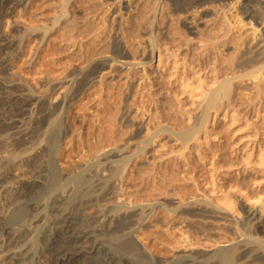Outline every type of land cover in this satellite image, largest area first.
<instances>
[{
  "label": "rangeland",
  "instance_id": "obj_1",
  "mask_svg": "<svg viewBox=\"0 0 264 264\" xmlns=\"http://www.w3.org/2000/svg\"><path fill=\"white\" fill-rule=\"evenodd\" d=\"M204 7L182 11L169 0H0V218L6 230L22 226L31 205L42 204L43 224L63 212L74 220L100 216L91 228L100 232L103 214L123 207L141 210L146 220L136 219L134 253L112 236L98 244L131 264L208 254L230 239L244 241L254 227L264 243V58L255 48L264 45V27L246 26L238 5ZM222 85L209 112L208 96ZM54 132L60 135L55 149L47 142ZM121 149L126 157L141 153L119 169L100 165ZM81 172L98 201L81 209L58 203L54 210L47 201L59 194L60 181L72 190L66 177ZM114 172L115 193L103 198L99 180ZM16 191L27 196L23 205L13 202ZM200 205L217 218L205 222L184 212ZM177 207L182 210L174 213ZM249 212L258 215L251 224ZM33 230L22 242L30 245L14 247L7 264H51L55 242ZM88 250L81 249L80 264H101Z\"/></svg>",
  "mask_w": 264,
  "mask_h": 264
},
{
  "label": "bare ground",
  "instance_id": "obj_2",
  "mask_svg": "<svg viewBox=\"0 0 264 264\" xmlns=\"http://www.w3.org/2000/svg\"><path fill=\"white\" fill-rule=\"evenodd\" d=\"M166 1V0H165ZM171 2V4H173L176 8L181 9L182 11H191L198 7V6H205L204 8H207L208 5H216L217 7H220L223 10H226L227 7L229 6H236L238 5V15L241 16V20H243V18L249 20L248 23L246 24V26H250V27H255V26H261L264 27V24L262 23L263 20H261L260 15H262L264 13V0H169ZM235 1V2H234ZM197 9V8H196ZM180 10V11H181ZM200 10V9H199ZM115 12V11H114ZM196 12V11H195ZM198 13V12H197ZM243 17V18H242ZM264 17V16H263ZM259 29V28H258ZM198 30V29H197ZM255 30V29H254ZM261 30V29H260ZM263 30V28H262ZM264 33V32H263ZM261 34L259 32V36L261 37ZM263 37V35H262ZM261 37V38H262ZM261 41V40H260ZM263 42V41H261ZM259 47H255L258 48V56L261 58H264V45L262 43L258 44ZM246 54V53H245ZM256 54V53H255ZM254 56V55H253ZM256 57V56H255ZM258 57H256L257 59ZM259 59V58H258ZM264 60V59H263ZM260 62V61H257ZM264 62V61H263ZM261 63V62H260ZM264 64V63H263ZM260 65V64H259ZM92 71V70H91ZM92 73V72H91ZM90 73V76H92ZM94 75V74H93ZM89 76V75H88ZM87 77V75H86ZM85 77V78H86ZM85 81H87L85 79ZM88 82V81H87ZM82 85V84H80ZM80 87V86H79ZM82 89V88H81ZM79 89V90H81ZM225 89V85L220 86L219 89H217L215 92H213L210 96H208V104H207V109L209 112H211L215 105L218 103L219 98L221 96V94L223 93V90ZM222 92V93H221ZM79 93V92H78ZM76 95V94H75ZM74 96V95H71ZM77 96V95H76ZM31 98V97H30ZM70 99V98H69ZM71 99L74 100V98L71 97ZM27 100V99H26ZM28 101V100H27ZM70 101V100H68ZM72 101V100H71ZM31 102V101H29ZM33 103V102H32ZM68 103V102H67ZM29 103H27L28 105ZM31 105V104H30ZM60 106L62 104H59ZM28 107V106H27ZM31 107V106H29ZM45 108V107H44ZM59 108V107H57ZM66 108V107H65ZM60 111V110H59ZM46 112V111H45ZM53 112V111H52ZM55 112V111H54ZM48 113V112H47ZM42 114L44 115V113L42 112ZM210 115V114H209ZM48 116V115H47ZM51 116V115H50ZM45 117V118H44ZM53 117V116H52ZM61 117V116H60ZM43 121H46V116H43ZM63 118V117H62ZM42 119V118H41ZM40 119V120H41ZM51 119V118H50ZM49 119V120H50ZM209 119V116H208ZM48 120V121H49ZM61 120V118H60ZM210 120V119H209ZM208 120V121H209ZM63 121V120H62ZM61 121V122H62ZM208 121L206 122V124H208ZM60 122V123H61ZM41 123V121H40ZM45 123V122H43ZM41 123V124H43ZM55 123V122H53ZM14 125V124H13ZM34 125V124H33ZM207 126V125H205ZM204 126V127H205ZM209 126V125H208ZM13 127V126H12ZM16 127V126H15ZM63 127V125H62ZM207 128V127H206ZM15 129V128H14ZM63 130V129H62ZM205 130V129H204ZM15 131V130H14ZM65 131V130H64ZM206 131V130H205ZM51 132V131H50ZM22 133V132H21ZM25 133V131H24ZM46 133V132H45ZM56 133V132H54ZM199 133V132H198ZM197 133V134H198ZM26 134V133H25ZM33 135V134H32ZM16 136V135H15ZM23 136V135H22ZM60 136V135H59ZM58 136V133L56 134H52L49 139H48V144L53 147L54 149L58 146L59 142H60V138ZM20 136H18L19 138ZM21 138V137H20ZM23 138V137H22ZM16 139V138H15ZM182 139V138H181ZM19 141V139H17ZM199 140V139H198ZM22 141V140H21ZM20 142V141H19ZM151 143V142H150ZM154 143V142H152ZM46 145V143H45ZM130 145V144H129ZM201 145V144H200ZM49 146V147H50ZM24 147V146H23ZM46 147V146H45ZM149 147V143L145 144L143 146L142 150H146ZM26 149V148H25ZM49 149V148H48ZM46 150V149H45ZM22 152V151H21ZM39 153V152H38ZM132 153V152H131ZM141 153V152H140ZM139 152H133L131 154L130 157H126L123 154V150H114L109 152L104 158H103V162L104 163H100V165L102 166H110V168H114L117 167L119 169L120 166H125V164H128L129 162H131V159L135 156H137L138 154H140ZM27 155V154H26ZM124 157H123V156ZM129 155V154H128ZM127 155V156H128ZM14 156V155H13ZM28 156V155H27ZM47 156V155H46ZM264 157V156H263ZM40 158V157H39ZM13 159V158H12ZM16 159V158H15ZM31 159V158H29ZM36 159V158H35ZM35 159H33L32 161H34ZM50 159L53 158L50 157ZM102 159V158H101ZM263 160L261 162L264 161V158H262ZM27 160V159H26ZM36 161V160H35ZM34 161V162H35ZM29 163V162H28ZM38 163V161H37ZM99 163V162H98ZM264 163V162H263ZM33 165V162H32ZM263 165V164H262ZM39 168V167H38ZM116 168V169H117ZM44 169V168H42ZM108 169V168H107ZM106 169V170H107ZM117 169V170H118ZM123 169V167H122ZM41 170V169H40ZM94 170V169H93ZM110 170V169H109ZM113 170V169H112ZM46 171V170H45ZM122 170H119V172ZM112 172V171H111ZM110 172V173H111ZM41 173V172H40ZM45 173V172H44ZM43 173V174H44ZM47 173V172H46ZM117 173L118 172H114L112 174V177L109 180H104L103 179L99 180V183L97 186L103 185L104 186V191L101 194V197L103 198H107L110 197L112 194L115 193V187H111L112 186V182L114 181L113 179L117 178ZM71 174V173H70ZM73 174V173H72ZM119 174V173H118ZM90 175V174H89ZM121 175V174H120ZM45 176V175H44ZM72 176V177H71ZM86 174L83 172H81V174L76 175L75 177H73V175H69L67 178V180L69 181L70 184V189H68V185L66 187H63L61 185V181H60V188L61 190L59 191V194H56L55 196H53L51 199L49 198V202L51 205H53V208L56 207V205L58 203H62L64 202H69L71 205H75L78 206L80 209L83 207H90V204H92L94 201H98V196L97 197H93V195L91 194V183L89 181V179L85 178ZM88 177V176H87ZM105 177V175H104ZM40 178V176L38 177V179ZM45 178V177H44ZM41 179V178H40ZM65 180V179H64ZM66 180V181H67ZM0 181H2L0 179ZM29 181V180H28ZM119 181V180H118ZM56 182V181H55ZM24 183V182H23ZM29 183V182H28ZM32 183V181H31ZM96 184V182H94ZM118 183V182H117ZM3 184V183H0ZM26 184V183H25ZM21 185V184H20ZM23 185V184H22ZM72 185V187H71ZM89 185V186H88ZM95 186V187H97ZM19 187V186H18ZM25 187V186H24ZM101 187V186H100ZM99 187V188H100ZM118 187V186H117ZM2 188V187H1ZM32 188V186L27 187V195L30 191V189ZM8 189V188H7ZM11 190V189H10ZM14 190V189H13ZM5 191V190H4ZM12 191V190H11ZM18 191V190H17ZM14 194L13 196V202L15 204L23 205V200L26 199V195L23 193H17ZM93 191V190H92ZM23 192V191H22ZM97 192V191H96ZM99 192V191H98ZM3 193V192H2ZM91 194V195H90ZM12 195V194H11ZM96 195V194H95ZM12 197V196H11ZM31 197V196H30ZM100 197V198H101ZM102 198V200H103ZM109 199V198H108ZM248 199V198H247ZM101 200V199H100ZM101 200V201H102ZM27 201V200H26ZM30 203V201H28ZM46 202V203H47ZM12 203V202H10ZM48 203V204H49ZM14 204V205H15ZM68 204V206L70 205ZM96 204V203H95ZM198 204V203H197ZM228 204V203H227ZM227 204H224L226 211H231L230 214L234 215V210L231 206H228ZM60 205V204H59ZM194 205V204H193ZM12 206V205H10ZM16 206V205H15ZM25 206V205H24ZM27 206V205H26ZM30 206V205H29ZM34 206V205H33ZM31 205L32 208H30V210L28 211V216H26L25 221L23 220V225L19 226V228H13L11 230H6L5 229V220H3L2 218H0V229L3 231L2 236L0 238V253L2 254V256H0V264H7L8 261L10 259H12V251L15 250L14 247H16L17 245L23 244L22 242L25 240L24 238L27 237V234L30 230V228L32 227L35 231V233H39V238L41 240H45L46 239H53V241L55 242L53 244L52 241V246L53 250H51L50 252V263L51 264H80L81 260H82V252L81 249L83 248H87L91 251V254L94 255V257H99L101 264H131L127 261H125V259H123L121 256L112 253V248H111V252H108L107 250L110 248L107 247H103V248H107V249H103L99 246L98 244V238L100 237H107V236H112L114 237L116 240L122 242L121 245V250H123L126 253H131L134 251V243L135 240L132 236V232L135 229V222L137 221L136 219L140 218V220L142 222L146 221L145 218L143 219L142 214L144 213H140L139 210L137 212L136 211H130L129 210H124V208H115L112 212L113 214L109 216L107 214H103V216H105L104 218V223L101 224V228H100V232H94L91 228L93 225L96 226L98 221V218L100 216H96V217H86L83 216L82 214V218H78L77 220H74L70 214L68 213H59L58 215L56 214V212H54L57 216L52 219V220H48V223L45 222L44 224L41 223L40 220H42L43 218H41L40 216V210L43 209L42 204H37L35 207H33ZM97 206V205H96ZM99 206V205H98ZM102 206V205H101ZM162 206V205H161ZM184 206V205H183ZM182 206V208H183ZM191 206V205H190ZM13 207V206H12ZM62 207V206H60ZM88 207V208H89ZM167 207V206H166ZM188 207V206H186ZM20 208V207H19ZM27 208V207H26ZM58 208V205H57ZM67 208V207H66ZM74 208V207H73ZM72 208V209H73ZM92 208V207H91ZM94 208V207H93ZM103 208V207H101ZM146 208V207H145ZM157 208V207H156ZM218 208V207H217ZM15 209V208H14ZM45 209V208H44ZM50 209V207H49ZM60 209V208H59ZM65 209V207H64ZM63 208L61 210H64ZM77 209V208H76ZM97 210V208H95ZM106 209V208H105ZM144 209V208H143ZM181 207H177L175 210H173L174 213H177L178 210H180ZM224 209V208H223ZM16 210V209H15ZM14 210V211H15ZM25 210V209H24ZM47 210V209H46ZM56 210V208L54 209ZM69 210V209H68ZM95 210V211H96ZM104 210V208H103ZM147 210V208H146ZM152 210V209H150ZM171 210V209H170ZM182 210V209H181ZM189 210L192 211V214L194 216H197L198 219H202L205 222H208L207 220L210 219H215L217 218L216 213L211 211L212 209H210V207H204L203 205L199 206V207H189L186 208V210L184 212H188ZM217 210V209H216ZM221 210L220 208L217 210L219 211ZM50 211V210H48ZM67 211V210H66ZM71 211V210H70ZM74 212L76 210H73ZM83 211V209H82ZM95 211L94 214H95ZM99 212V215L101 212H103L101 209L97 210ZM148 211V210H147ZM190 211V212H191ZM215 211V210H214ZM47 212V211H46ZM45 212V213H46ZM58 212V211H57ZM80 212V211H79ZM84 212H86L84 210ZM143 212V211H142ZM145 212V211H144ZM152 212V211H151ZM172 212V210H171ZM14 213V212H13ZM50 213V212H49ZM73 213V212H72ZM77 213V212H76ZM83 213V212H82ZM92 213V212H91ZM147 213V212H146ZM145 213V214H146ZM264 214V206L261 208V212ZM259 213V214H260ZM12 214V213H11ZM86 214V213H85ZM187 214V213H186ZM191 214V213H189ZM219 214V213H218ZM247 219H246V223L247 224H251V222L253 220H255L257 218V214H255V212H249L247 213ZM1 215V214H0ZM14 215V214H13ZM52 215V214H50ZM73 215V214H72ZM92 215V214H91ZM90 215V216H91ZM98 215V214H95ZM192 215V216H193ZM221 215V214H220ZM17 216V215H16ZM44 216V215H43ZM80 216V215H79ZM78 216V217H79ZM93 216V215H92ZM102 216V218H103ZM193 216V217H194ZM18 217V216H17ZM20 217V216H19ZM46 217V216H45ZM48 217V216H47ZM76 217V216H75ZM9 218V217H8ZM16 218V217H15ZM41 218V219H40ZM50 218V217H49ZM48 218V219H49ZM4 219H6L4 217ZM149 219V218H148ZM44 220V219H43ZM103 220V219H102ZM138 220V221H140ZM10 221V220H8ZM46 221V220H45ZM41 223V224H40ZM139 223V222H138ZM137 223V224H138ZM245 223V222H244ZM7 224V222H6ZM36 225V226H34ZM241 225V224H240ZM7 226V225H6ZM98 226V225H97ZM8 228V227H7ZM97 228V227H96ZM140 229V228H139ZM98 230V229H97ZM136 231V230H135ZM134 231V232H135ZM31 232V231H30ZM32 233V232H31ZM259 234V230L257 229V227H254V232L253 234H243L242 237H245L244 241L238 242L235 239H230L228 241H226V244L224 247H218L217 249H214L213 251H211L208 254H204L201 256H198V253L196 255V253H192L191 252H185L183 254L177 255L172 259L166 260L165 264H264V243L262 241V238H260L258 236ZM34 235V234H33ZM38 235V234H37ZM36 235V236H37ZM134 236L136 234H133ZM30 237V236H29ZM137 238V236H135ZM32 240L34 237H31ZM30 238V239H31ZM38 238V236L35 238V240ZM102 239V238H100ZM33 240V241H35ZM105 240V238H104ZM238 240V239H237ZM27 241V240H25ZM31 241V240H30ZM32 241V242H33ZM40 241V240H39ZM29 242V239H28ZM43 242V241H42ZM104 242V241H103ZM50 243V242H47ZM25 244V243H24ZM23 244V246H25L26 244L30 243H26L25 245ZM36 243H34L35 245ZM42 244V243H41ZM46 244V242L44 243ZM42 244V245H44ZM137 244V243H136ZM135 244V245H136ZM28 247H31L29 246ZM33 245V244H31ZM50 245V244H49ZM48 245V246H49ZM102 245H104L102 243ZM193 245V244H192ZM27 246V245H26ZM105 246V245H104ZM118 246V245H116ZM19 247V246H18ZM47 247V246H45ZM20 248V247H19ZM18 248V249H19ZM25 248V247H24ZM23 248V249H24ZM48 248V247H47ZM52 248V247H51ZM204 248V247H203ZM17 249V248H16ZM73 249V250H72ZM88 250V251H89ZM118 250V249H117ZM138 250V249H137ZM199 250V249H198ZM21 251V250H19ZM23 251V250H22ZM29 251V250H28ZM45 251V250H44ZM47 251V250H46ZM71 251L75 252L74 255H70L69 252L71 253ZM116 251V250H115ZM122 251V252H123ZM17 252V251H16ZM48 252V251H47ZM114 252V251H113ZM121 252V253H122ZM137 252V251H136ZM195 252V251H194ZM14 253V252H13ZM29 253V252H28ZM90 253V252H89ZM134 253V252H133ZM42 254V253H41ZM73 254V253H72ZM124 254V253H123ZM202 254V253H201ZM15 255V254H14ZM29 255V254H28ZM87 255V254H86ZM126 255V254H125ZM129 255V254H128ZM139 255V254H138ZM136 256V255H135ZM14 257V256H13ZM48 257V256H47ZM130 257V255H129ZM15 258V257H14ZM85 258V257H84ZM98 258V259H99ZM126 258V257H125ZM87 259V258H85ZM8 260V261H7ZM49 260V259H48ZM47 260V261H48ZM154 260V259H152ZM12 261V260H11ZM84 261V260H83ZM95 261V260H93ZM99 261V262H100ZM156 261V260H154ZM48 263V262H47ZM46 263V264H47ZM157 263V262H156ZM84 264V263H83ZM162 264V263H161Z\"/></svg>",
  "mask_w": 264,
  "mask_h": 264
}]
</instances>
